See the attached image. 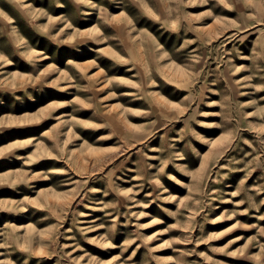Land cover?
I'll list each match as a JSON object with an SVG mask.
<instances>
[{
	"label": "rangeland",
	"instance_id": "obj_1",
	"mask_svg": "<svg viewBox=\"0 0 264 264\" xmlns=\"http://www.w3.org/2000/svg\"><path fill=\"white\" fill-rule=\"evenodd\" d=\"M0 264H264V0H0Z\"/></svg>",
	"mask_w": 264,
	"mask_h": 264
}]
</instances>
